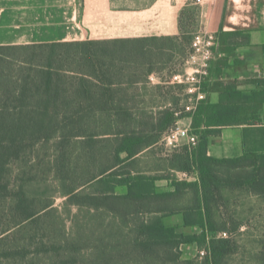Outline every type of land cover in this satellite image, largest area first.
Wrapping results in <instances>:
<instances>
[{"label":"trees","instance_id":"obj_1","mask_svg":"<svg viewBox=\"0 0 264 264\" xmlns=\"http://www.w3.org/2000/svg\"><path fill=\"white\" fill-rule=\"evenodd\" d=\"M194 16L182 13L181 25L185 17L191 26ZM190 39L0 46V205L7 222L0 243L31 229V241L38 230L47 240L32 254L25 246L2 257L56 253L57 264H225L238 251L234 236L244 223L230 211V196L264 200V153L217 159L207 148L221 128L258 122V98L244 100L226 89L217 104L204 99L189 113L184 106L155 112L131 91L150 83L149 74L175 54L188 50V57ZM200 92H206L202 84ZM184 117L192 118L196 145L166 149L163 135ZM157 146L166 152L160 171L195 173L198 180L139 171V159ZM158 180L170 181L173 190L157 192ZM58 197L83 214L73 218L68 235L54 226ZM178 214L184 227L199 232L163 225L164 217ZM261 236L257 264H264ZM183 245L205 254L182 260ZM84 249L88 260L79 254Z\"/></svg>","mask_w":264,"mask_h":264},{"label":"crops","instance_id":"obj_2","mask_svg":"<svg viewBox=\"0 0 264 264\" xmlns=\"http://www.w3.org/2000/svg\"><path fill=\"white\" fill-rule=\"evenodd\" d=\"M189 11L195 12L191 27L185 17L182 25L180 22L181 14ZM196 35L211 36L215 41L214 57L201 83L206 91L202 100L217 104L227 89L244 100L256 97L259 101V121L251 126L221 128L219 134L209 138L207 155L232 159L247 152L264 153V0H201L199 5L195 0H0V46L140 39L159 42L167 38H176L180 45L183 38L192 40ZM187 54L188 50L174 55L173 60L181 62L180 68L171 69V62L152 71L150 83L132 86L135 99L144 101L155 112L167 107L182 108L186 104L185 86L175 85L172 77L191 71L182 65ZM191 123L190 117L176 122L190 130ZM154 171L155 175L173 173L182 181V172ZM187 175V182L198 180L195 173ZM155 187L157 192L173 190L168 180L156 181ZM117 191L124 193L123 188ZM162 223L185 235L199 232L197 228L184 227L180 214L164 217ZM180 249L182 258L188 252L199 255L204 251L196 245Z\"/></svg>","mask_w":264,"mask_h":264},{"label":"rangeland","instance_id":"obj_3","mask_svg":"<svg viewBox=\"0 0 264 264\" xmlns=\"http://www.w3.org/2000/svg\"><path fill=\"white\" fill-rule=\"evenodd\" d=\"M169 66L171 69L178 67L180 68L181 62L179 60H173L172 64H169ZM180 97L183 98L181 94ZM163 149L164 148L157 146L150 153L142 156L139 159L136 168L139 171L155 175L156 171L154 170H157L158 172L160 171L158 170L159 168H164L163 159L165 158L166 152L165 149ZM157 175H166V173H159ZM230 198V211L233 212L235 219L238 221H243L244 224L234 236V240L238 246V251L230 256L225 261V264H257L255 257L259 253V243L262 239L261 235L264 233V200L238 192L232 194ZM63 201L64 199L59 197L55 199L53 207L56 209V211L53 213L52 217L55 222L54 226L60 228V230L68 235L71 226L73 225V218L77 216V218L80 219L82 218L83 214H80V212H78L75 207H63ZM3 211L2 205H0V230L4 229L7 225V222L4 220V216L1 213ZM41 227H44V223ZM31 231L19 232L17 234L12 232V234L7 236L10 238L6 239L5 237L6 240L3 243H0V264H57L59 262V259L55 255L56 253H40L38 255L34 254V260H32V255L30 254L28 257H26V259H22L21 256L15 255L2 257L3 253H7L15 249L21 250L25 248V246L27 247L26 249L28 252L31 253L34 251L37 245L40 246V243H42L41 241H47L41 238L43 231L39 230L37 232L38 236H35L34 241H31ZM84 250V252H80L79 254L81 257H83V259L87 258L88 260V252L86 249ZM59 254H62V252H59ZM198 256L200 255H194L188 252L186 256L182 258V260H194L198 259Z\"/></svg>","mask_w":264,"mask_h":264},{"label":"built area","instance_id":"obj_4","mask_svg":"<svg viewBox=\"0 0 264 264\" xmlns=\"http://www.w3.org/2000/svg\"><path fill=\"white\" fill-rule=\"evenodd\" d=\"M195 3L199 5L201 0H195ZM214 45L215 41L213 37L196 35L191 44L192 53L184 63L191 71L183 72L172 77L175 85L185 86V112H192L198 101L203 99V95L200 92V85L204 77L207 76L209 62L214 57ZM161 143L168 149L178 148L184 144L195 146L197 136L192 134L188 127H181L176 124L163 135ZM189 178L190 176L185 173L180 176V180H188ZM218 236L221 238L228 237L227 233H221ZM204 254V251L199 253L201 257Z\"/></svg>","mask_w":264,"mask_h":264}]
</instances>
